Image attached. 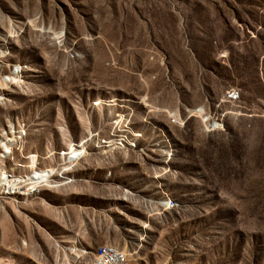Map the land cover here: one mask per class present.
Returning <instances> with one entry per match:
<instances>
[{
    "label": "rangeland",
    "instance_id": "374dc122",
    "mask_svg": "<svg viewBox=\"0 0 264 264\" xmlns=\"http://www.w3.org/2000/svg\"><path fill=\"white\" fill-rule=\"evenodd\" d=\"M2 171L0 264H264V0H0Z\"/></svg>",
    "mask_w": 264,
    "mask_h": 264
},
{
    "label": "bare ground",
    "instance_id": "6f19581e",
    "mask_svg": "<svg viewBox=\"0 0 264 264\" xmlns=\"http://www.w3.org/2000/svg\"><path fill=\"white\" fill-rule=\"evenodd\" d=\"M229 98L231 100H237V99H233V96H230L229 93ZM200 109H195L192 110L193 114H197L199 113ZM206 118V117H205ZM211 124H213V126H217V124H219L216 119H212ZM77 147H82L81 146H77ZM77 147L73 148L72 146H70L67 150H64L61 152L60 154V160L63 161L65 163L66 159L68 160L67 165L58 169H54V168H46V169H40L38 168L37 170L33 171V176L30 178V180H28V183H26V187L28 188H33V187H38L40 184H43V182H49V178H52L53 175L59 176L60 178H63V174L62 172L64 170H68L71 169L72 167L75 166L76 161L79 159V157L82 156V154L85 152L83 149H77ZM6 174L4 171L1 172L0 174V184L2 182V180H4L6 178ZM9 183L7 185L8 188V192L9 193H15V189L18 188L19 186V182L17 180H8ZM4 182V181H3ZM25 194H26V188H25ZM165 204V203H163ZM73 250H75L73 248ZM106 252H108L109 255L114 256V261H109V264H129L125 258V254L119 250L118 248L111 246V245H106L103 246L99 252L97 253V256H95V258L93 259L92 264H104V258H99V256H101L102 254H105ZM77 254V253H75ZM74 263H78L79 260L77 259V255L73 256V261Z\"/></svg>",
    "mask_w": 264,
    "mask_h": 264
},
{
    "label": "built area",
    "instance_id": "2783aa9c",
    "mask_svg": "<svg viewBox=\"0 0 264 264\" xmlns=\"http://www.w3.org/2000/svg\"><path fill=\"white\" fill-rule=\"evenodd\" d=\"M230 96H233V99L239 98L238 91L230 90ZM99 258H104V264H109V261H114V256L109 255L108 252H106L105 254H102L101 256H99ZM129 261L130 263H132L131 259Z\"/></svg>",
    "mask_w": 264,
    "mask_h": 264
}]
</instances>
